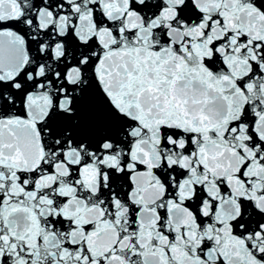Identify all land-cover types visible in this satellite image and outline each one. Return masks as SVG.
<instances>
[{"label": "snow or ice", "instance_id": "snow-or-ice-1", "mask_svg": "<svg viewBox=\"0 0 264 264\" xmlns=\"http://www.w3.org/2000/svg\"><path fill=\"white\" fill-rule=\"evenodd\" d=\"M0 264H264V0H0Z\"/></svg>", "mask_w": 264, "mask_h": 264}]
</instances>
